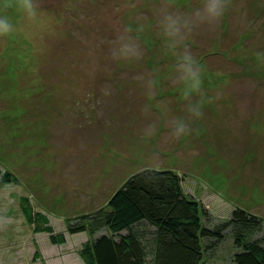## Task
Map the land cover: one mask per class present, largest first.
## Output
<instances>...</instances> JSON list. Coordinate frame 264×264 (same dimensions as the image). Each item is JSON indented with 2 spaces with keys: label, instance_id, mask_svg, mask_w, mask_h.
<instances>
[{
  "label": "rangeland",
  "instance_id": "rangeland-1",
  "mask_svg": "<svg viewBox=\"0 0 264 264\" xmlns=\"http://www.w3.org/2000/svg\"><path fill=\"white\" fill-rule=\"evenodd\" d=\"M31 6L0 0V264H83L88 236L67 224L148 169L181 177L208 228L235 209L264 221V0ZM21 198L66 244L33 231ZM232 254L226 238L202 264Z\"/></svg>",
  "mask_w": 264,
  "mask_h": 264
},
{
  "label": "trees",
  "instance_id": "trees-1",
  "mask_svg": "<svg viewBox=\"0 0 264 264\" xmlns=\"http://www.w3.org/2000/svg\"><path fill=\"white\" fill-rule=\"evenodd\" d=\"M2 181L15 183L7 173ZM181 183L170 170H143L104 207L67 224V234L88 236L79 252L83 264H202L204 251L226 238L232 241L231 264H264L263 220L235 209L230 219L208 228L202 225L205 210L183 193ZM19 201L35 233L50 235L52 245L66 244V233L55 234L45 215L25 198Z\"/></svg>",
  "mask_w": 264,
  "mask_h": 264
},
{
  "label": "clouds",
  "instance_id": "clouds-1",
  "mask_svg": "<svg viewBox=\"0 0 264 264\" xmlns=\"http://www.w3.org/2000/svg\"><path fill=\"white\" fill-rule=\"evenodd\" d=\"M19 7L24 9L28 14L29 17L32 15V6L31 0H19ZM225 5L221 3H212L208 6V13L213 18H219L224 11ZM14 31L12 25L6 19H0V35H9ZM193 79V87H199V79L195 73L191 72V69H187Z\"/></svg>",
  "mask_w": 264,
  "mask_h": 264
}]
</instances>
